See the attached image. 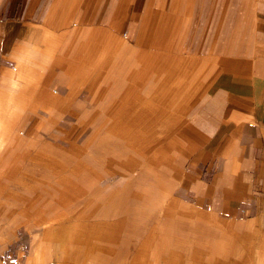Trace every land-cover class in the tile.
<instances>
[{
  "label": "crops",
  "instance_id": "1",
  "mask_svg": "<svg viewBox=\"0 0 264 264\" xmlns=\"http://www.w3.org/2000/svg\"><path fill=\"white\" fill-rule=\"evenodd\" d=\"M0 123V264H264V0H0Z\"/></svg>",
  "mask_w": 264,
  "mask_h": 264
},
{
  "label": "rangeland",
  "instance_id": "2",
  "mask_svg": "<svg viewBox=\"0 0 264 264\" xmlns=\"http://www.w3.org/2000/svg\"><path fill=\"white\" fill-rule=\"evenodd\" d=\"M1 124V123H0ZM11 154H5V153H0V172H6L8 175H10V172H13L14 170L11 169H1L4 166V163L6 161H8L9 156ZM149 231V229H148ZM151 235L153 234H147L148 236V243H147V249H146V253H147V260L151 262V264H153V262L155 261V257H154V252L155 250L153 249L154 247V239L153 238H149ZM155 238V236H153ZM136 250V249H135ZM49 251V250H48ZM113 251H115V257L119 254V250L117 248H115ZM8 252L10 253L9 257L11 258V261L16 262L17 264H24V261L26 260V257L28 255L29 250L27 249H10L8 250ZM133 253V252H132ZM186 251L185 250H178V249H173V250H163V264H177V262H179V264H184L186 261ZM37 251L35 250L34 252V257H35V261L38 259V255H37ZM48 256L50 257L49 259H47V261L50 262H57L58 261V250L54 249V251H51ZM8 257V255H7ZM40 257V256H39ZM41 260V259H40ZM78 264V262H76ZM57 264V263H55ZM120 264H129L128 262H123V260H121Z\"/></svg>",
  "mask_w": 264,
  "mask_h": 264
}]
</instances>
